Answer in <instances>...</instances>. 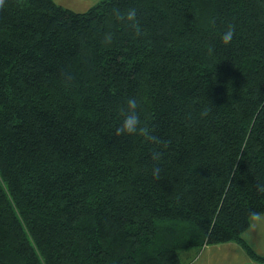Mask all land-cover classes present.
Returning <instances> with one entry per match:
<instances>
[{
  "label": "trees",
  "instance_id": "1",
  "mask_svg": "<svg viewBox=\"0 0 264 264\" xmlns=\"http://www.w3.org/2000/svg\"><path fill=\"white\" fill-rule=\"evenodd\" d=\"M133 7L139 33L114 16ZM129 97L159 144L114 135ZM257 185L264 0H4L0 264H186L226 242L264 262L242 237Z\"/></svg>",
  "mask_w": 264,
  "mask_h": 264
},
{
  "label": "rangeland",
  "instance_id": "2",
  "mask_svg": "<svg viewBox=\"0 0 264 264\" xmlns=\"http://www.w3.org/2000/svg\"><path fill=\"white\" fill-rule=\"evenodd\" d=\"M99 0H55L56 3L76 12H84ZM252 250L264 256V214L254 216L250 227L242 234ZM186 264H264L249 257L246 251L235 242L216 243L199 250L181 253Z\"/></svg>",
  "mask_w": 264,
  "mask_h": 264
},
{
  "label": "clouds",
  "instance_id": "3",
  "mask_svg": "<svg viewBox=\"0 0 264 264\" xmlns=\"http://www.w3.org/2000/svg\"><path fill=\"white\" fill-rule=\"evenodd\" d=\"M4 6V0H0V7ZM114 16L117 20L126 22L136 33L141 31V25L138 19V10L136 8H128L126 11L121 12L120 9H114ZM235 34L234 26H229L222 34L221 40L224 45H229L233 40ZM112 33H107L105 36V43L110 44L112 42ZM211 52L212 49H209ZM139 103L135 97H129L124 107L120 109V114L123 117L119 127L116 128L114 135L119 137L121 135L139 136L144 139L145 142L151 144H159L160 140L153 134V129L142 123L140 115L138 113ZM152 159L159 161L161 159V153L154 151L152 153ZM161 169L158 166L152 168V175L154 178L159 179ZM257 190L264 193V185H257Z\"/></svg>",
  "mask_w": 264,
  "mask_h": 264
}]
</instances>
